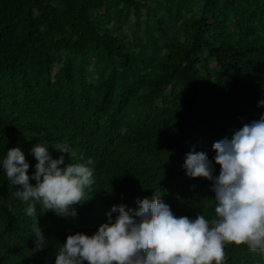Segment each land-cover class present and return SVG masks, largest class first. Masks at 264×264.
<instances>
[{
    "label": "trees",
    "instance_id": "1",
    "mask_svg": "<svg viewBox=\"0 0 264 264\" xmlns=\"http://www.w3.org/2000/svg\"><path fill=\"white\" fill-rule=\"evenodd\" d=\"M261 99L264 0H0V158L19 146L31 175L40 142L95 161L75 217L37 206L35 252L34 218L0 169V264H55L67 235L156 190L177 217L213 219L212 182L187 176L185 155L205 152L218 175L212 144L259 119ZM224 251L225 264H264L244 244Z\"/></svg>",
    "mask_w": 264,
    "mask_h": 264
},
{
    "label": "clouds",
    "instance_id": "2",
    "mask_svg": "<svg viewBox=\"0 0 264 264\" xmlns=\"http://www.w3.org/2000/svg\"><path fill=\"white\" fill-rule=\"evenodd\" d=\"M264 106V99L258 101ZM52 148L76 159L68 143ZM213 157L220 165L214 175L213 160L203 151H189L182 167L190 178H206L215 193V216L208 220L177 217L161 199L164 192L138 198L137 207L113 204L92 234H69L55 253V264H225L224 246L244 244L252 252L264 254V113L212 144ZM35 171L19 146L8 148L0 158L8 181L17 186L14 196L25 205V215L34 218L31 234L33 252L47 244L37 223L39 214L52 211L57 216L77 215L75 205L91 196L95 183L93 158L65 163L64 155L53 158L49 145L36 143L30 149ZM35 181L32 183L31 181ZM112 213H116L113 217Z\"/></svg>",
    "mask_w": 264,
    "mask_h": 264
}]
</instances>
